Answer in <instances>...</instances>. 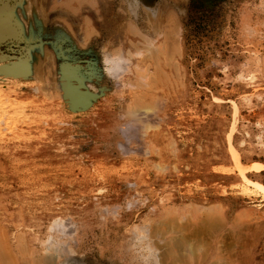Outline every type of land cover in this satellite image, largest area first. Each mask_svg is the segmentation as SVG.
Wrapping results in <instances>:
<instances>
[{
  "label": "rangeland",
  "instance_id": "374dc122",
  "mask_svg": "<svg viewBox=\"0 0 264 264\" xmlns=\"http://www.w3.org/2000/svg\"><path fill=\"white\" fill-rule=\"evenodd\" d=\"M0 134L16 264H264V0H0Z\"/></svg>",
  "mask_w": 264,
  "mask_h": 264
},
{
  "label": "bare ground",
  "instance_id": "6f19581e",
  "mask_svg": "<svg viewBox=\"0 0 264 264\" xmlns=\"http://www.w3.org/2000/svg\"><path fill=\"white\" fill-rule=\"evenodd\" d=\"M0 137H3V135L0 134ZM257 187H258V189H261L262 191H264V188L261 184L258 185ZM206 217H208L209 219H212V218H210L209 214ZM203 222L205 223L207 221H202V223ZM213 224L214 223H211L210 221H208V223H205V225L204 224L201 225V228L199 229V231L202 230L203 228L210 230L212 228ZM195 232H197V230ZM11 233H12L11 229L7 223H5V225L3 224V226H1V228H0V264H16L15 261L13 262L11 260V255L8 253V251H10L9 246H10V235H11ZM16 239L18 240V246H19L20 252H22V250H24V249H22L23 247L20 246L21 243H19L20 239H19L18 235H17ZM177 241L178 242H175L177 244V246L179 244H182L183 243V236L181 238L179 237ZM45 262H48V261H45ZM37 263H35V264H37Z\"/></svg>",
  "mask_w": 264,
  "mask_h": 264
}]
</instances>
